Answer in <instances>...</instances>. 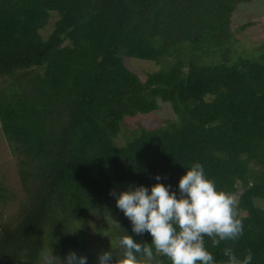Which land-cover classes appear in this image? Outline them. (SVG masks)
<instances>
[{
  "label": "trees",
  "instance_id": "1",
  "mask_svg": "<svg viewBox=\"0 0 264 264\" xmlns=\"http://www.w3.org/2000/svg\"><path fill=\"white\" fill-rule=\"evenodd\" d=\"M252 1L0 0V130L11 153L0 164V264L36 263L47 249L88 258L94 248L76 228L94 218L101 241L114 221L103 249L113 259L125 234L150 245L110 192L162 183L179 194L197 162L235 196L244 225L237 241L206 239L216 264L225 247L241 259L251 249V264H264V45L241 51L247 25L232 27ZM124 57L163 67L144 81ZM160 103L176 119L123 131ZM153 251L152 264H171Z\"/></svg>",
  "mask_w": 264,
  "mask_h": 264
},
{
  "label": "clouds",
  "instance_id": "2",
  "mask_svg": "<svg viewBox=\"0 0 264 264\" xmlns=\"http://www.w3.org/2000/svg\"><path fill=\"white\" fill-rule=\"evenodd\" d=\"M160 181L161 177H155ZM179 194L171 185L156 183L149 190L130 185L126 191L110 192L116 207L131 221L132 232L152 237L151 244L138 243L132 236L119 238L121 257L111 251L98 254V264H152L155 253L166 256L171 264H216L206 239L217 247L222 241H237L244 233L236 211L237 200L229 192L218 190L214 179L207 178L202 164L193 163L178 183ZM224 264H251V249L241 259L230 247L223 249ZM62 264H87V257L69 251ZM159 264V261L156 262Z\"/></svg>",
  "mask_w": 264,
  "mask_h": 264
},
{
  "label": "rangeland",
  "instance_id": "3",
  "mask_svg": "<svg viewBox=\"0 0 264 264\" xmlns=\"http://www.w3.org/2000/svg\"><path fill=\"white\" fill-rule=\"evenodd\" d=\"M58 15L56 13L52 14L50 22L41 30V35L44 39H47L51 32L54 30ZM242 25H247L244 30H239L237 33V38L241 40V51L245 50H254L262 47L264 45V0H253L249 3L241 4L234 12L233 16V30H236ZM239 46V45H238ZM169 60L177 61V58H171ZM124 64L127 68L134 73H136L142 80L147 79V75L158 72L162 69V65L143 61L131 57H124ZM176 119V115L173 112V109L169 103H160L159 110L147 114V115H137L135 117H128L125 121L123 131L132 132L134 129L143 126L144 128H156L164 125L165 120ZM1 126V123H0ZM118 145H125L126 139L125 134L119 136L117 140ZM10 151L7 147V144L1 137L0 130V164L6 162H11ZM16 188V187H15ZM259 206H262V202L257 201ZM18 206V205H17ZM17 206L10 207L11 213H18ZM10 212H7L6 215H9ZM7 220L10 221L7 217ZM96 219H89L85 224H78L76 231H79L84 235L85 241H87L92 248H94V253L87 258V264H98V254L103 252L105 245L109 240V230L114 229V221L111 217H108L105 221L104 226V236L103 241L98 238V233L94 228ZM105 250V249H104ZM64 258L53 257L51 250L47 249L43 254L40 260L36 263H31L29 260L22 259L16 264H62Z\"/></svg>",
  "mask_w": 264,
  "mask_h": 264
}]
</instances>
